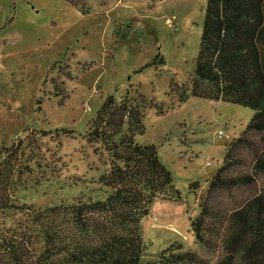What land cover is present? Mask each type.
Returning <instances> with one entry per match:
<instances>
[{
	"label": "rangeland",
	"instance_id": "rangeland-1",
	"mask_svg": "<svg viewBox=\"0 0 264 264\" xmlns=\"http://www.w3.org/2000/svg\"><path fill=\"white\" fill-rule=\"evenodd\" d=\"M207 2L86 0L83 7L67 0H0V144L22 140L23 148L29 141L39 146L33 171L18 179L14 205L0 210V225L27 231L35 256L66 264L58 250L47 251L41 221L48 219L40 218L54 203H70L88 192L94 184L85 179H98L109 168V154L89 139L88 131L104 98L109 93L120 98L130 86L150 101L146 130L136 139L157 145L182 195L151 203L141 221L148 249L140 264L157 263L172 244L181 246L176 251L199 253L200 261L192 264L222 262L227 209L264 189V172L251 167L264 131L253 133L254 144L241 150L230 170H251L257 181L217 192L220 218L209 219L208 239L198 240L192 219L201 211L209 179L224 161L226 143L243 132L255 113L223 99L190 94L179 100L181 84L195 70ZM158 107L165 113L159 114ZM192 181L198 183L196 192L190 189Z\"/></svg>",
	"mask_w": 264,
	"mask_h": 264
},
{
	"label": "trees",
	"instance_id": "trees-1",
	"mask_svg": "<svg viewBox=\"0 0 264 264\" xmlns=\"http://www.w3.org/2000/svg\"><path fill=\"white\" fill-rule=\"evenodd\" d=\"M67 1L83 7L86 4V0ZM160 56L159 52L156 60ZM180 88V101L193 94L255 110L243 132L226 143L224 161L209 179L201 211L192 219L196 237L205 242L209 219L220 218L216 193L257 181L251 170L233 174L230 170L241 150L254 144L253 133L264 131V0H208L195 70ZM67 96H62L60 103ZM148 105L147 96L130 86L120 98L113 93L104 98L88 137L107 151L109 168L98 179H85L94 184L87 187L88 192H81L70 203H54L42 214L40 220L48 219L47 224L41 221L48 240L47 251L58 250L66 264H140L148 249L141 221L149 213L151 203L156 197L182 198L171 170L159 157L157 145L136 139L146 130ZM158 113L165 111L158 107ZM68 132L76 134L74 129ZM30 148L31 152L26 153ZM38 149L32 141L25 148L22 140L10 146L0 144V210L14 205L18 179L33 171L31 161ZM256 153L251 167L256 173L264 172V144ZM197 187L196 181L190 183L192 191L196 192ZM224 221L229 232L225 240L227 254L219 264H264V189L237 200L227 209ZM31 245L27 231L0 225V264H48L43 254H33ZM176 246L181 247L172 244L153 264L200 261L196 251H176ZM51 260L53 264L59 262Z\"/></svg>",
	"mask_w": 264,
	"mask_h": 264
}]
</instances>
